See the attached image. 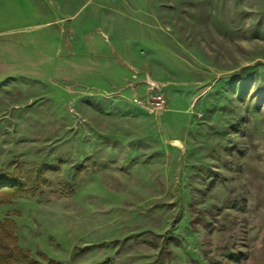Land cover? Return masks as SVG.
<instances>
[{
    "label": "rangeland",
    "instance_id": "1",
    "mask_svg": "<svg viewBox=\"0 0 264 264\" xmlns=\"http://www.w3.org/2000/svg\"><path fill=\"white\" fill-rule=\"evenodd\" d=\"M9 220L33 264H264V0H0Z\"/></svg>",
    "mask_w": 264,
    "mask_h": 264
},
{
    "label": "trees",
    "instance_id": "2",
    "mask_svg": "<svg viewBox=\"0 0 264 264\" xmlns=\"http://www.w3.org/2000/svg\"><path fill=\"white\" fill-rule=\"evenodd\" d=\"M11 182L12 181H8V183H5V184L9 186V188L11 187L13 188L14 183H11ZM6 185H3V187H5ZM17 190L19 189L16 188L14 193L15 192L18 193L19 191ZM1 224H4L5 226H3L4 232H2V235H0V250L4 252L2 256L3 258L1 259L0 257V264H12V263H17V262L26 261V260H28L26 262H28L29 264H33L31 261H29V257L27 253L20 250L16 245V238L14 237V234H13L14 223L9 220L7 223H1ZM5 241L7 242L6 244H5Z\"/></svg>",
    "mask_w": 264,
    "mask_h": 264
},
{
    "label": "built area",
    "instance_id": "3",
    "mask_svg": "<svg viewBox=\"0 0 264 264\" xmlns=\"http://www.w3.org/2000/svg\"><path fill=\"white\" fill-rule=\"evenodd\" d=\"M149 93L146 100L135 96L133 102L140 106L147 114L156 116L168 112V97L160 84L149 81Z\"/></svg>",
    "mask_w": 264,
    "mask_h": 264
}]
</instances>
